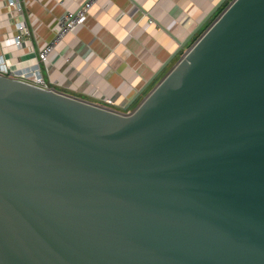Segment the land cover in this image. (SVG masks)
Masks as SVG:
<instances>
[{
    "label": "water",
    "instance_id": "95a60500",
    "mask_svg": "<svg viewBox=\"0 0 264 264\" xmlns=\"http://www.w3.org/2000/svg\"><path fill=\"white\" fill-rule=\"evenodd\" d=\"M122 108L0 74V264H264V0H230Z\"/></svg>",
    "mask_w": 264,
    "mask_h": 264
},
{
    "label": "crops",
    "instance_id": "0c3cea01",
    "mask_svg": "<svg viewBox=\"0 0 264 264\" xmlns=\"http://www.w3.org/2000/svg\"><path fill=\"white\" fill-rule=\"evenodd\" d=\"M82 1L18 0L21 11H15L0 0V56L17 78L30 81L36 71L48 87L96 103L109 98L112 106L122 108L221 0H95L84 22L67 32L45 61L38 59V50L53 34L58 17ZM229 1L207 19L127 110L141 101ZM22 19L31 34L18 45L13 35L16 22ZM22 71L31 74L19 77Z\"/></svg>",
    "mask_w": 264,
    "mask_h": 264
},
{
    "label": "built area",
    "instance_id": "2783aa9c",
    "mask_svg": "<svg viewBox=\"0 0 264 264\" xmlns=\"http://www.w3.org/2000/svg\"><path fill=\"white\" fill-rule=\"evenodd\" d=\"M95 0H83L77 7L73 9L65 10L59 17L57 21V26L53 30L51 37L45 42V44L38 50L37 57L38 59L45 61L48 58V55L54 50L55 45L64 37V35L73 31L75 27L82 24L86 18L87 12L91 7L92 3ZM7 4L11 6L15 11H21V6L18 0H6ZM16 32L13 35L14 42L16 44H21L25 37H28L31 34V28L29 25L22 19L16 22ZM8 73L11 76L18 77V75L10 74L8 70L7 63L5 59L0 56V74ZM31 73H26L25 71L20 72L19 77L29 76ZM30 82L40 85L42 87H48L47 83L44 81L41 75L36 71H32L30 75ZM110 99H106V104H110ZM112 108H116L111 105Z\"/></svg>",
    "mask_w": 264,
    "mask_h": 264
},
{
    "label": "rangeland",
    "instance_id": "374dc122",
    "mask_svg": "<svg viewBox=\"0 0 264 264\" xmlns=\"http://www.w3.org/2000/svg\"><path fill=\"white\" fill-rule=\"evenodd\" d=\"M204 27H206V25H205ZM204 27H203V28H204ZM199 32H200V31H199ZM199 32H198V33H199ZM201 32H202V31H201ZM99 103L104 104V105L111 106V104H106V103H104V102H102V101H100Z\"/></svg>",
    "mask_w": 264,
    "mask_h": 264
}]
</instances>
